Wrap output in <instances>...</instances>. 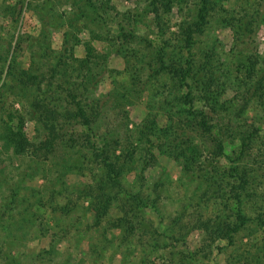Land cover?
<instances>
[{
  "label": "trees",
  "instance_id": "obj_1",
  "mask_svg": "<svg viewBox=\"0 0 264 264\" xmlns=\"http://www.w3.org/2000/svg\"><path fill=\"white\" fill-rule=\"evenodd\" d=\"M111 1H86L101 27L91 32L90 42L83 43V56L76 57V45L70 44L60 52L47 77L16 76L12 73L16 69L9 66V75L25 88L37 86L44 95L34 100L31 109L46 135L33 143L22 127L2 121L0 144L4 148L17 157L52 165L58 157L59 120L78 122L84 132L66 141L63 163H56L65 181L70 175L79 179L71 184L65 205L52 209L62 216V222L41 216L26 220L22 216L25 208L0 207V231L5 233L0 237L1 262L8 263L3 251L22 241L21 233L23 242L28 238V242L41 244L32 264H72L59 262V248L75 235L94 245L90 250L93 263L108 249L123 257L133 256L137 245L151 249L160 264H203L215 257H223L226 264H264V122L246 117L252 102L264 108V59L248 56L234 70L226 68L218 75L215 53L198 58L199 39L223 10L218 9L221 0H197L195 15L179 26L175 40L162 41L144 69L145 81H153L156 89L151 97L152 114L131 132L129 123L120 131L114 123L118 125L121 105L130 103L143 82V69L136 66L140 65L139 52L133 46L138 41V24L151 19L163 35L165 16L172 12L174 0H136L139 12L128 13L123 21H117ZM235 28L236 32L248 31L249 25ZM92 42L109 43L110 53L99 52ZM112 57L128 65L129 86L120 91L113 107H90L86 86L105 71ZM58 90L60 95L66 93L65 102L73 111L57 109L62 106L55 96ZM161 160L176 161L185 174L202 183L196 202L181 203L174 216L166 211V199L160 193L155 192L153 198L147 194ZM132 176L138 189L130 182ZM71 197L88 204L86 228L80 233L76 231L80 220L67 222L73 219ZM190 232L200 235V246L194 251L186 241ZM240 238H247V248L238 255L235 248L240 247ZM9 263L19 264L15 259Z\"/></svg>",
  "mask_w": 264,
  "mask_h": 264
},
{
  "label": "rangeland",
  "instance_id": "obj_2",
  "mask_svg": "<svg viewBox=\"0 0 264 264\" xmlns=\"http://www.w3.org/2000/svg\"><path fill=\"white\" fill-rule=\"evenodd\" d=\"M86 1L0 0V123L5 121L12 123L15 127H22L25 135L33 143L43 141L46 135L31 109L34 100L40 101L44 95L39 93L37 86L25 88L17 78L9 75V66L12 65L16 69L12 72L16 76L22 73L27 76L44 74L47 77L56 65L60 52L70 44L76 45V57L83 56V43L90 42L91 32L101 27L98 26L97 21H94L97 19L96 15ZM196 2L197 0H174L172 12L165 16L166 29L163 35L153 27L151 19L138 24L137 32H135L138 41L133 46L139 52L137 57L140 65L136 63V66L143 69V82L130 98V103L121 105L118 125L114 123L120 131H123L125 123H129L127 129L131 132L135 125L152 114L150 111H153L154 105L151 97L156 89L153 81L149 84L145 81L148 76L144 75V69H148L147 66L152 63L162 41L175 40L179 26L195 15ZM136 3H138L136 0H112L111 6L118 13L117 21H123L124 16L130 12L137 14L140 5ZM96 5L99 4L96 3ZM221 8L223 11H220V14L213 19L214 22L199 39V45L195 50L198 58L210 51L217 55L219 64L215 63L214 71L218 75H221L222 70L226 68L234 70L237 65L244 63L248 56L258 55L260 60L264 59V2L259 3L257 0H224L222 2L221 0L218 9ZM231 20H234L235 24L238 22V25H249V30L252 31L243 29L242 32H236L235 27L238 25L228 23ZM142 40L145 43L141 42ZM92 44L99 52L110 53L109 43L92 42ZM127 67L128 65L120 59L111 58L105 71L92 84L86 86L85 98L90 107L104 109L115 105L114 99L119 97L120 91L128 87L130 83ZM77 81L81 82V80ZM42 83L44 82L41 81ZM65 95V92L60 95L59 90L57 91L55 96L62 102V106L57 109L62 111L66 108L73 111V108L65 102ZM246 117L250 121L255 119V121L264 122V108L260 107L258 102H252ZM58 123V157L53 160L52 165L34 162L31 157L25 159L17 157L0 144V207L25 208L22 216L26 220L33 221L34 217L41 216L52 222H62V216L54 213L52 209L57 205H65L67 202L65 197L68 192H71V186L79 181L71 175L65 181L61 175L62 168L56 163H63V145L66 141L82 135L84 130L78 122L62 119ZM160 165L149 183L147 194L153 198L155 192L160 193L166 199L163 201L166 211L174 216L175 210L181 203L187 204L192 200L191 203L196 202L202 183L194 176L185 174L176 161L161 160ZM130 182L137 189L139 188L134 176L131 177ZM71 199L74 201L73 219L70 220L71 217H69L67 222L73 224L75 219L80 220L77 225L79 229L76 230L80 233L86 228L88 204L83 200L77 201L75 197ZM12 216L15 219L17 212ZM187 231L189 232V229ZM18 235L21 236L22 241L15 242L12 247L5 248L3 251L5 259L8 258L7 264H10V259H15L19 264H32L33 257L41 248V244L39 241L28 242L26 240L28 238H25L23 242L22 237L25 235L21 233ZM3 236L5 233L0 231V237ZM246 239H238L240 247L235 248L238 255L242 252L241 250L247 248ZM81 240L75 235L74 238L71 237L66 243L60 245V263L69 260L72 264H135L143 261L145 264H160L159 257H156L151 249L137 245L131 251L133 256L125 254L123 257L108 249L93 263L94 255L90 250L94 245L84 243V238ZM186 241L190 250L198 249L199 233L190 232ZM124 249L122 248L121 251L124 252ZM217 261L219 264L227 263L223 257L219 260L215 257L212 260H205L203 264H218ZM0 264L4 263L0 260Z\"/></svg>",
  "mask_w": 264,
  "mask_h": 264
}]
</instances>
